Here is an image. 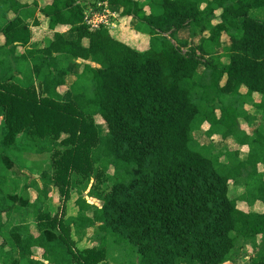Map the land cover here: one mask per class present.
Masks as SVG:
<instances>
[{
    "label": "trees",
    "instance_id": "1",
    "mask_svg": "<svg viewBox=\"0 0 264 264\" xmlns=\"http://www.w3.org/2000/svg\"><path fill=\"white\" fill-rule=\"evenodd\" d=\"M40 1L0 0V264H100L109 239L130 264H224L264 236V212L238 206L264 203V123L253 133L241 124L264 122V18L256 15L264 0ZM103 4L137 22L138 43L105 25L89 29L87 10ZM41 24L49 33L36 42L32 27ZM204 124L240 148L218 161L194 135ZM47 153L46 165L30 163V154ZM4 170L38 176L21 188ZM99 170L113 183L101 206L82 194L76 216L55 213L52 191L66 199L80 183L74 175L89 180ZM240 180L245 191L231 198ZM24 207L34 209L38 234L12 222ZM95 226L94 245L78 254L71 227ZM249 258L264 264V240Z\"/></svg>",
    "mask_w": 264,
    "mask_h": 264
},
{
    "label": "rangeland",
    "instance_id": "2",
    "mask_svg": "<svg viewBox=\"0 0 264 264\" xmlns=\"http://www.w3.org/2000/svg\"><path fill=\"white\" fill-rule=\"evenodd\" d=\"M144 1V0H143ZM145 3V2H144ZM205 4L201 3V7L203 8ZM146 10H148L147 6H146ZM108 13H106L109 18L112 20L111 21V29H113L115 31L116 36L119 39H122L124 41H131L133 43H138V40H136V32L134 30V28H132V26L136 25V21H132V23L130 24V21L128 18H122L119 16L120 14V10L115 8V7H109L107 9ZM258 17H262L264 18V12H258L256 14ZM218 21L215 20L214 23H217ZM42 32L43 33H49L46 31H44L43 29L38 30V34L36 36V42L37 41H41L43 39H45L42 36ZM167 34H169V32H167ZM46 36V35H45ZM180 36H182L183 38H187L188 40L191 41L189 34L187 32V30H185L184 32L180 33ZM3 39V38H2ZM199 38L194 39L192 42V44H197L198 43ZM224 43L226 44L228 42V38L224 36L223 38ZM184 50H187L186 48ZM221 52V51H219ZM224 62H227V59H223ZM61 67H65L67 69H69L70 71H75V67L74 65H71L69 63H61L60 64ZM37 88L39 89V84L36 83ZM66 90L65 87L61 88V91ZM242 91H245L242 90ZM251 108V107H250ZM252 111L254 113H259L258 110L253 109V107L251 108ZM2 118L0 120V124H1ZM95 121L97 123V128L99 130L100 134H104L106 132V125H105V121L99 116H95ZM262 123L264 122H258V123H254L248 126V123H246L244 120H241V124L244 128H246L247 130L251 131V133H253V131L255 130V128L257 126H261ZM208 129V124H204L203 129L195 132L194 135L195 137L201 141L202 143H209L212 148H213V153H214V157L215 159H217L218 161H223V157L226 153V151L228 150H234V149H238L240 148L239 145H237V143L233 140V139H228V140H222L219 136L217 137H213L206 132V130ZM7 133V129L3 128L1 130L0 136H4ZM242 152L241 156L242 157H246V153L248 152V148H241ZM49 157L48 153L45 155H37V154H30L29 156V160L31 161L30 163L34 162L37 164H41V165H46V158ZM27 165H29V161L26 162ZM49 167L46 166L44 169V171ZM260 170L262 172H264V166L260 167ZM18 173L22 172L20 170H17V175ZM33 173H38L33 171ZM5 177L8 178L9 181H16V182H22L21 184V188L23 187V184L25 182H23L25 177L28 176H32V179H35V175L34 174H30L28 175L27 172H24L22 175L23 176H16L15 172H9L7 170H4L2 173ZM108 174H111V172H104L99 170V175L96 176L93 179H89L86 180V178L80 177L79 178L77 176L74 175L75 180L80 181V183L78 184V188H75L72 190V194L69 195L68 198L65 199V196H61L60 193H55L54 197H53V206L55 208V210L58 209L57 212H59L60 215H64L65 219H68L70 217L76 216L77 212H78V206H77V199L79 198L80 195L83 194V196H88L90 202L93 203V205H102V201H99V196L103 197L106 194H108L112 188V180H111V176H109ZM28 175V176H27ZM19 180V181H18ZM244 180H240L238 182L235 183L231 193H230V197L231 198H237L241 195V193H243L245 190L243 189V187L241 186V182H243ZM7 191L9 192H14V187L10 186L7 188ZM81 191V193L79 192ZM19 193V192H18ZM36 198V195L33 194V199ZM238 206L241 209L244 210H248V211H256V212H264V203L261 202H257L254 205H248L247 203H245L242 200H239L238 202ZM56 213V211H55ZM37 220V219H36ZM58 231H60L59 228H57ZM33 232L35 234H38L39 230H38V226L35 227V229L33 230ZM61 232V231H60ZM99 233L97 226L87 229V230H78L75 227H71L70 229V236H69V242H73L74 244V248L75 251H77L78 254H80L82 252V250L87 249L88 247H92V245H94V240L96 239L95 237H97V234ZM264 240V236H259L257 238V240H255L254 242H249L247 244H244L243 247H238L236 249V256L234 255V259L231 261H228L224 264H249L251 259L249 258L254 251L257 249L258 244H260L262 241ZM97 245L99 246V241H96ZM41 253V251H40ZM105 260L103 262H101L100 264H130V257L127 255L126 251L118 246L117 244L113 243L112 239H109L107 242V246H106V254H105ZM136 260V259H133ZM138 261V259H137Z\"/></svg>",
    "mask_w": 264,
    "mask_h": 264
},
{
    "label": "crops",
    "instance_id": "3",
    "mask_svg": "<svg viewBox=\"0 0 264 264\" xmlns=\"http://www.w3.org/2000/svg\"><path fill=\"white\" fill-rule=\"evenodd\" d=\"M21 3H32L33 2V0H19ZM45 3H47L46 2V0H41L40 1V5L41 6H43V4H45ZM39 15V14H38ZM6 22V20L5 19H3V18H1L0 19V24H4ZM32 29L34 30H36L37 31V33H36V35L38 34V30H41V29H43V30H45L46 29V26L44 25V24H41V26H39V27H32ZM64 32H65V35L66 36H68V37H70V38H74V35H69V32H66V30H63ZM1 44H3V39H2V37L0 38V45ZM22 172H26V170H23ZM29 172V171H28ZM38 175L36 174L35 175V177H37ZM40 183H41V181H40ZM42 184V183H41ZM31 192V199H32V202L37 198V192H36V190H34V189H31L30 190ZM55 193L56 192H54V191H52V193H51V195L54 197V195H55ZM33 194H35L36 195V198L35 199H33ZM49 211V209H45L44 208V210H43V212L45 213V212H48ZM58 211V210H57ZM56 211V212H57ZM11 220H12V222L13 223H15V224H26V225H29L30 226V230L33 232V230L35 229V227L37 226V222H36V218L34 217V209L33 208H31V207H24V208H22L20 211H18V212H14L13 214H12V216H11ZM34 233V232H33Z\"/></svg>",
    "mask_w": 264,
    "mask_h": 264
},
{
    "label": "built area",
    "instance_id": "4",
    "mask_svg": "<svg viewBox=\"0 0 264 264\" xmlns=\"http://www.w3.org/2000/svg\"><path fill=\"white\" fill-rule=\"evenodd\" d=\"M102 3L99 4L101 6ZM104 5V4H103ZM109 6L107 4L104 5V9L101 11H97L94 8L90 7L86 12V24L89 26V29L94 31L99 29L102 25H105L109 28L111 27V19L106 14L108 13L107 9Z\"/></svg>",
    "mask_w": 264,
    "mask_h": 264
}]
</instances>
